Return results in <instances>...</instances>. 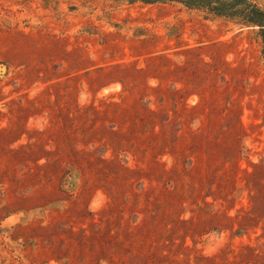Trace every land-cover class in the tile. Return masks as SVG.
<instances>
[{"label":"rangeland","instance_id":"374dc122","mask_svg":"<svg viewBox=\"0 0 264 264\" xmlns=\"http://www.w3.org/2000/svg\"><path fill=\"white\" fill-rule=\"evenodd\" d=\"M227 1L0 0V264H264V27Z\"/></svg>","mask_w":264,"mask_h":264},{"label":"trees","instance_id":"16d2710c","mask_svg":"<svg viewBox=\"0 0 264 264\" xmlns=\"http://www.w3.org/2000/svg\"><path fill=\"white\" fill-rule=\"evenodd\" d=\"M130 2H141L144 4H154V3H167V2H177L183 4L185 7L189 9H198L203 10L206 13L213 15L215 17H227L233 19L234 13H232L234 9V5L238 2L229 3L227 0H129ZM243 12L247 11V15H243L239 18V22L241 24H252L259 26L260 28L264 27V21H262L263 13L256 8L254 5H250L242 0L241 2ZM242 11H240L242 13ZM252 221V219L250 220ZM247 228L244 226L243 230ZM246 252H253L254 250L250 247L245 248Z\"/></svg>","mask_w":264,"mask_h":264}]
</instances>
